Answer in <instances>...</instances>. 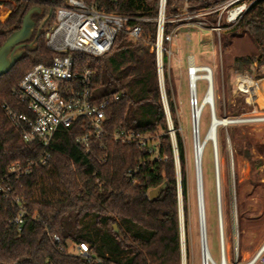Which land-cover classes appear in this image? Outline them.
<instances>
[{"label": "trees", "instance_id": "obj_1", "mask_svg": "<svg viewBox=\"0 0 264 264\" xmlns=\"http://www.w3.org/2000/svg\"><path fill=\"white\" fill-rule=\"evenodd\" d=\"M65 1L0 0V47L21 27L29 10L40 8L33 15L35 29L28 40L31 44L25 45L22 58L0 77V183L21 197L27 208L23 224H14L18 205L0 192V264H182L183 233L187 255L190 252L187 157L173 91L168 85L171 80L166 73L179 182L157 69L161 0H83L99 10L131 18L108 53H72L76 68L96 71L91 90L95 102H108L105 133L99 141L92 142V151L86 153L76 142L82 133L79 123L61 128L52 139V158L47 164L36 162L30 173L20 177L9 172L12 164L21 161L25 165L38 159L43 151L38 142H25L23 127L10 118L8 108L27 113L26 105L17 99L13 88L33 66L52 62L55 53L47 47L46 35L54 26L57 7ZM225 1L166 0L164 15L170 20L184 11L197 13ZM206 16L205 27L217 23L218 12ZM136 25L142 31L138 39L129 33ZM178 25L179 21H167L164 34L172 33ZM223 27L228 30L220 37L222 54L229 51L231 38L239 33L249 35L257 48L256 53L234 58L233 67L238 72L251 71L254 63L264 65V0H251L236 24ZM163 47L168 49V41H164ZM166 63L164 55V71ZM252 109L250 98L240 93L229 116L236 118ZM120 128L148 134L158 142V149L150 151L149 147L114 140L113 133ZM228 132L233 145L241 143L236 125H229ZM255 148L264 154V144H256ZM105 153L107 159L102 161ZM245 157L253 168L262 164L248 149ZM163 184L166 187L161 194L151 199L150 191ZM238 209L240 225L241 200ZM54 234L61 238L65 250L70 243L88 244L91 260L59 251L52 240Z\"/></svg>", "mask_w": 264, "mask_h": 264}, {"label": "built area", "instance_id": "obj_2", "mask_svg": "<svg viewBox=\"0 0 264 264\" xmlns=\"http://www.w3.org/2000/svg\"><path fill=\"white\" fill-rule=\"evenodd\" d=\"M166 0H161L162 6H165ZM242 0H227L222 4L204 10L205 16L213 12L228 10L227 19L229 22H236L247 9L241 4ZM232 12H235L232 14ZM198 13V12H197ZM191 14V13H190ZM131 18L115 13L99 10L94 5H88L83 0H66L60 4L55 12V23L47 33V47L55 53L50 64H37L33 66L21 78L13 88V93L17 99L26 105L27 113L12 111L8 108L10 118L18 125L23 127V139L27 143L38 142L43 151L36 160H29L25 165L18 161L9 168L11 174L17 177L30 173L32 164L40 162L47 164L52 158L50 146L56 132L61 128H71L76 122L79 123L82 133L77 136V144L86 152L92 151V142L99 141L105 133V109L108 105L106 100L95 102L92 96L91 84L93 76L96 73L91 68H76L72 53L79 52L92 56H102L108 53L117 38L118 33L123 30L125 23ZM142 21L143 19H135ZM192 20V19H191ZM202 27L208 24V21L198 19ZM173 22L172 19L166 20L160 15L157 18L158 36L156 43L157 50V69L160 85V92L165 108L169 131L173 140V146L176 152L175 131L171 119L168 99L165 89V80L163 79V43L171 41L174 32L165 35L164 25L166 22ZM216 31L222 29L220 20L211 27ZM129 33L136 39L140 38L142 31L139 25L130 28ZM166 50V49H165ZM238 75L236 84L240 77ZM188 78V102L191 109V121L194 133V151L196 170L198 166L195 134H200V118L206 106L211 110L214 102H205L209 89L213 86V70L208 65L196 64L194 57L190 56L187 66ZM206 81L207 88L201 100L198 97V82ZM239 87V86H238ZM241 89V88H240ZM201 109V114H198ZM197 120V124L195 123ZM114 140L123 144H138L142 148L149 147L150 151L158 149V142L151 140L148 134H144L134 129L120 128L114 131ZM203 154L207 144L203 140ZM152 147V149H151ZM214 163L217 164V144L212 143ZM202 154V157H203ZM105 153L101 160L107 159ZM176 165L179 160L176 152ZM202 168V158L199 160ZM180 182V172L178 171ZM0 192L7 198H12L18 205L19 213L12 221L21 226L24 222V216L27 214V208L22 203L21 197L13 194L11 189L0 183ZM181 201V191H180ZM224 226L219 222L220 237V262L216 263L209 250L208 241L206 246L202 247V264H264V245L252 259L239 261V252L236 248V234L234 233V261L228 262L229 246L225 240ZM53 242L58 246L59 251H66L90 261V246L85 243H71L65 250L61 244V238L54 234ZM71 250H74L73 252Z\"/></svg>", "mask_w": 264, "mask_h": 264}, {"label": "rangeland", "instance_id": "obj_3", "mask_svg": "<svg viewBox=\"0 0 264 264\" xmlns=\"http://www.w3.org/2000/svg\"><path fill=\"white\" fill-rule=\"evenodd\" d=\"M250 3L251 0L241 1V4L245 5L246 8ZM227 15L228 10L218 12V21L220 20L222 29L216 31L213 28L202 27L200 23L191 22V19L206 20L207 16H205L204 11L191 14L184 11L179 17L172 18L173 22L179 21L180 25L173 30V38L168 42V49L165 50L163 47V56L165 55L167 61L166 70L163 71V79L165 80L167 73L171 80L168 85L173 91L179 130L184 138L187 157L186 168L191 208L190 252L187 255L183 233L182 264H202L198 179L191 109L188 102L187 66L190 56L194 57L196 64L208 65L213 70L215 115L220 119L237 121L221 125L219 128L217 164L214 163L212 143L207 144L202 157L201 169L209 250L215 262L219 263L221 256L220 220L223 223L225 240L229 246V263L234 261L232 251L234 233L236 234V248L241 262L252 259L264 245V154L262 155L255 148L256 144H264V102L262 103L264 89L244 91L236 84V78L241 74L249 76L255 81L264 80V65L260 66L258 63H254L251 71L245 72H238L233 67L236 56L257 52L255 44L247 34L239 33L240 35L233 36L229 51L222 54L220 37L228 30L223 25L237 23V21L229 22ZM206 88V81L198 82L199 100L204 96ZM240 93L247 94L253 104V109L233 118L229 115L237 104V97ZM260 95L262 96L259 97ZM211 116V110L206 106L200 118V137L202 140H204L210 125ZM229 125L238 127L240 144L237 142L236 145H233L231 142L228 132ZM247 149L250 150L255 159L262 160L261 165L256 168L251 166L245 157V150ZM177 169L180 171L179 165ZM240 200L243 204V218L240 217L239 225L238 205Z\"/></svg>", "mask_w": 264, "mask_h": 264}, {"label": "bare ground", "instance_id": "obj_4", "mask_svg": "<svg viewBox=\"0 0 264 264\" xmlns=\"http://www.w3.org/2000/svg\"><path fill=\"white\" fill-rule=\"evenodd\" d=\"M233 13L235 12H232V14ZM238 86L244 91H252L260 88L264 89V80L255 81L249 76H242L238 80ZM205 102L207 103L214 102V85L209 89ZM198 114H201V109H198ZM220 121H223L225 123L227 120L220 119L217 115L211 116L210 125L204 137V140H206L205 145L208 143L217 144L218 128L221 127V125H223L220 124ZM195 123L197 124V120ZM202 142L203 140L201 139L200 134L196 133L195 144H196V154L198 161L197 179H198V191H199L200 228H201V240L203 246L205 247L207 244L206 208H205L204 194H203V174L199 164V160L202 158L203 149H204ZM217 160H218V148H217ZM220 207H221V201H220ZM234 221L236 222L235 215H234Z\"/></svg>", "mask_w": 264, "mask_h": 264}, {"label": "water", "instance_id": "obj_5", "mask_svg": "<svg viewBox=\"0 0 264 264\" xmlns=\"http://www.w3.org/2000/svg\"><path fill=\"white\" fill-rule=\"evenodd\" d=\"M40 8L35 7L29 10L23 18L21 27L14 31L5 41V43L0 47V77L7 74L15 64L23 56V48L26 45V42L31 39L34 29L35 21L33 15L39 13ZM161 16L164 17V5L161 9ZM212 115L215 116L214 105L212 104ZM226 120V119H225ZM237 122L236 120H227L225 123L220 121V124L227 125L228 123ZM229 138V137H228ZM206 142V140H204ZM166 187V184H163L157 188H154L150 191L149 196L151 199L156 198L161 194V192ZM199 197V191H198ZM200 214V208H199ZM116 228V227H115Z\"/></svg>", "mask_w": 264, "mask_h": 264}, {"label": "flooded vegetation", "instance_id": "obj_6", "mask_svg": "<svg viewBox=\"0 0 264 264\" xmlns=\"http://www.w3.org/2000/svg\"><path fill=\"white\" fill-rule=\"evenodd\" d=\"M27 44H31V43H30L29 41H27V42H26V45H27Z\"/></svg>", "mask_w": 264, "mask_h": 264}]
</instances>
